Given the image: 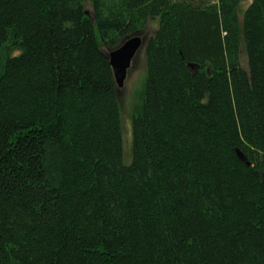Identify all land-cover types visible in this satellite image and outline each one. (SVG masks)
<instances>
[{
	"label": "trees",
	"instance_id": "16d2710c",
	"mask_svg": "<svg viewBox=\"0 0 264 264\" xmlns=\"http://www.w3.org/2000/svg\"><path fill=\"white\" fill-rule=\"evenodd\" d=\"M243 1L0 0V264H264V0ZM153 19L124 162L108 53Z\"/></svg>",
	"mask_w": 264,
	"mask_h": 264
},
{
	"label": "rangeland",
	"instance_id": "374dc122",
	"mask_svg": "<svg viewBox=\"0 0 264 264\" xmlns=\"http://www.w3.org/2000/svg\"><path fill=\"white\" fill-rule=\"evenodd\" d=\"M247 2L248 0H244L242 6H244ZM156 25V19L150 20L146 28L142 30V32H138L136 34H140L145 40L146 37L154 31ZM145 45L146 43L144 41L133 58L123 85L121 87L117 86L116 88L121 117L124 162H129L131 158V112L137 99V92L142 85L146 72ZM240 62L242 66L246 68V54L243 42H241L240 46Z\"/></svg>",
	"mask_w": 264,
	"mask_h": 264
},
{
	"label": "water",
	"instance_id": "95a60500",
	"mask_svg": "<svg viewBox=\"0 0 264 264\" xmlns=\"http://www.w3.org/2000/svg\"><path fill=\"white\" fill-rule=\"evenodd\" d=\"M143 42L144 37L135 33L126 37L117 47L109 51V62L118 87L123 85L131 62Z\"/></svg>",
	"mask_w": 264,
	"mask_h": 264
}]
</instances>
